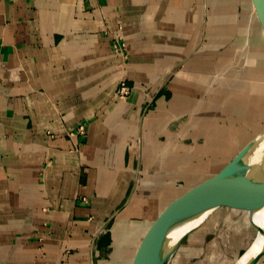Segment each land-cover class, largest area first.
I'll list each match as a JSON object with an SVG mask.
<instances>
[{
	"label": "crops",
	"instance_id": "obj_1",
	"mask_svg": "<svg viewBox=\"0 0 264 264\" xmlns=\"http://www.w3.org/2000/svg\"><path fill=\"white\" fill-rule=\"evenodd\" d=\"M263 129L256 0H0V264H154ZM250 189L165 264H237Z\"/></svg>",
	"mask_w": 264,
	"mask_h": 264
},
{
	"label": "water",
	"instance_id": "obj_2",
	"mask_svg": "<svg viewBox=\"0 0 264 264\" xmlns=\"http://www.w3.org/2000/svg\"><path fill=\"white\" fill-rule=\"evenodd\" d=\"M259 10L264 15V0H256ZM264 152V129L253 140L246 150L240 165L234 171L232 177L221 187L206 197L186 218L184 228L173 238L167 239L161 246L154 264H165L169 256L170 247L181 239L188 232V228L195 220L201 218L211 205L227 198L241 180H248L251 191L258 201L259 211L264 213V186L255 173V162ZM255 241H259L258 247L247 257L242 264H255L264 251V224L258 225V234ZM254 241V242H255ZM256 242V243H257ZM254 244V243H253Z\"/></svg>",
	"mask_w": 264,
	"mask_h": 264
},
{
	"label": "bare ground",
	"instance_id": "obj_3",
	"mask_svg": "<svg viewBox=\"0 0 264 264\" xmlns=\"http://www.w3.org/2000/svg\"><path fill=\"white\" fill-rule=\"evenodd\" d=\"M255 173L258 179L260 180V182L262 183V185L264 186V152L258 157V159L255 162ZM199 219L200 218H198L193 223H191L188 230L191 227H193L199 221ZM258 223L264 224V213L262 214L260 211L258 212ZM184 225L185 222H183V225L170 238L175 237L184 228ZM256 242L257 241H255L252 247L250 248V250L237 261V264H242L247 259V257L254 251V249L258 247L259 241L257 243Z\"/></svg>",
	"mask_w": 264,
	"mask_h": 264
},
{
	"label": "built area",
	"instance_id": "obj_4",
	"mask_svg": "<svg viewBox=\"0 0 264 264\" xmlns=\"http://www.w3.org/2000/svg\"><path fill=\"white\" fill-rule=\"evenodd\" d=\"M114 49L121 53V55L125 56L127 52V44L124 41L122 35H117V37L114 39ZM130 92L129 86L126 84V82L123 80L121 82L120 88L118 90L119 95L125 96L128 95Z\"/></svg>",
	"mask_w": 264,
	"mask_h": 264
},
{
	"label": "rangeland",
	"instance_id": "obj_5",
	"mask_svg": "<svg viewBox=\"0 0 264 264\" xmlns=\"http://www.w3.org/2000/svg\"><path fill=\"white\" fill-rule=\"evenodd\" d=\"M128 49V48H127ZM128 51V50H127ZM126 56H127V52H126ZM119 94V93H118ZM222 262V263H221ZM221 264H231V261H221Z\"/></svg>",
	"mask_w": 264,
	"mask_h": 264
}]
</instances>
